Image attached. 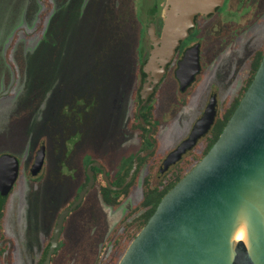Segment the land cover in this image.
Segmentation results:
<instances>
[{
    "label": "rangeland",
    "instance_id": "obj_1",
    "mask_svg": "<svg viewBox=\"0 0 264 264\" xmlns=\"http://www.w3.org/2000/svg\"><path fill=\"white\" fill-rule=\"evenodd\" d=\"M162 2L54 0L43 34L27 39L24 34L36 29L40 1L0 0V155H14L21 165L4 217L15 264H38L59 211L81 188L94 146L114 172L135 151V136L127 130L129 93L141 47L142 56L150 48L147 29L151 23L161 29ZM231 5V12L206 24L198 83L180 92L171 73L159 87L154 139L161 156L188 136L212 92L219 104L237 92L250 54L264 41V0H233ZM140 27L145 29L141 40ZM17 35L13 70L6 54ZM178 97H187L188 103H179ZM41 141L45 164L32 180L29 168ZM144 173L143 168L136 171ZM141 197L138 184L114 209L97 190H89L82 206L66 216L61 236L67 244L53 264H94L113 226ZM0 264H10L9 251Z\"/></svg>",
    "mask_w": 264,
    "mask_h": 264
},
{
    "label": "water",
    "instance_id": "obj_2",
    "mask_svg": "<svg viewBox=\"0 0 264 264\" xmlns=\"http://www.w3.org/2000/svg\"><path fill=\"white\" fill-rule=\"evenodd\" d=\"M225 0H163L160 31L155 23L147 29L150 48L141 64L143 77L138 89V117L151 130V150L141 151L118 187L133 182L142 158L157 147L153 137L155 125L142 115L166 77L168 67L183 41L196 27L198 16L208 17L223 6ZM201 71L200 44L185 49L178 61L176 78L185 92ZM218 102L212 96L188 136L163 159L159 175L178 163L216 121ZM46 147L40 142L30 168L39 175L45 164ZM99 167L100 162L88 166ZM20 172L18 159L11 154L0 156V200L12 191ZM85 187L79 198L59 216L53 243L44 264H51L64 219L85 198L94 184ZM245 226L247 239H235ZM118 264H264V53L259 67L208 152L160 200L147 223L130 242Z\"/></svg>",
    "mask_w": 264,
    "mask_h": 264
},
{
    "label": "trees",
    "instance_id": "obj_3",
    "mask_svg": "<svg viewBox=\"0 0 264 264\" xmlns=\"http://www.w3.org/2000/svg\"><path fill=\"white\" fill-rule=\"evenodd\" d=\"M42 6V9L39 13L36 29L32 33L24 34L27 39H31L33 37H40L43 34L45 29L46 21L51 15L54 9V0H39ZM153 12L156 11V7H153ZM201 17V15L199 16ZM162 20L160 18V26ZM145 33V29L140 27V40L142 39ZM19 36L17 35L13 40L11 47L7 51L6 54V62L11 66L13 70H15V64L11 59V51L14 45L16 44ZM141 42V41H140ZM187 42H185L186 44ZM264 53V44L256 49L249 56V64L247 75L244 80V84L241 86L238 93L233 96L223 100L221 103V109L217 116L214 126L210 130V132L205 135L203 139H201L198 144L178 163L171 166L170 169L165 172L161 177L155 181V175L158 171V168L162 162L164 156H161L157 153V150L152 152L150 155L144 157L142 163L139 168H143L145 170L144 174H136L133 182L127 185L122 190L113 189L114 187H118L121 180L124 179V176L127 173V170L132 167L134 160L136 159L139 152L150 149L153 147V143H151L149 138V132L151 130L149 125H145L141 119L138 117V108H139V96L138 89L141 83V79L143 77V73L141 72V64L146 58L147 54L142 56V47H141V55L137 62L135 78L130 89L129 100H130V110L129 117L127 121V130L135 136L137 147L133 152L131 158L127 160L125 165L121 168L122 170L114 172L104 160H100V162L106 166V174L104 175L103 170L99 167H92L90 171L94 177L95 183L89 190H97L103 202L117 209L120 207L132 194L134 188L140 184L142 188V197L141 199L132 206L123 217L113 226L109 234L107 235L105 241L102 244V249H108L110 251V257L107 260L106 264H118L125 250L127 249L130 242L134 239L137 233L142 229V227L147 223L150 216L154 213L157 208L160 200L164 196V194L172 188L192 167L195 163H197L211 148V146L218 139L220 133L222 132L224 126L227 121L231 117L235 108L239 104L242 96L244 95L247 87L250 85L258 67L261 62L262 56ZM196 82L195 84H197ZM193 84V87L195 86ZM159 90L155 93V95L150 100L148 106L142 110V115L144 120L147 123H153L156 126V130L153 133V137L157 132V122L159 120ZM188 98H184L182 104H187ZM91 160L87 162V164ZM87 165L84 168L83 181L81 183V188L79 192L59 211L56 221L53 225L52 231L48 237V239L44 242L43 255L40 257L38 264H44L45 256L53 243V236L55 235L56 227L59 221V216L65 211V209L71 206L76 199L79 198L82 191L85 189L87 185L90 184L91 178L86 171ZM45 172H43L40 176H44ZM39 176V177H40ZM38 178V177H37ZM36 178V179H37ZM35 179V180H36ZM88 190V191H89ZM11 194V193H10ZM9 194V195H10ZM8 195V197H9ZM0 200V241L4 242L3 245L0 246V257L2 258L4 254L9 251V260L10 264H15L14 258V247H10L6 242L8 239L7 232L5 230V205L8 199ZM82 200L81 203L77 205V207L72 211L79 209L84 203ZM67 217L64 219L63 226L58 235V241L56 242V247L51 255V264L54 263L55 259L58 258L59 254L66 247V240L61 236L64 231V223Z\"/></svg>",
    "mask_w": 264,
    "mask_h": 264
},
{
    "label": "flooded vegetation",
    "instance_id": "obj_4",
    "mask_svg": "<svg viewBox=\"0 0 264 264\" xmlns=\"http://www.w3.org/2000/svg\"><path fill=\"white\" fill-rule=\"evenodd\" d=\"M232 1L233 0H225L224 1V4H223V6L222 7H220L214 14H211L210 16H208V17H203V16H201V17H199L198 16V18H197V20H196V27L192 30V32H191V34H190V36L185 40V41H183V43H182V46L180 47V49L178 50V52H177V54H176V57L174 58V60H173V62L169 65V67H168V71H167V74H166V77L164 78V80H163V82H165V80L167 79V77L171 74V73H173L174 74V76H175V78H176V74H175V72H176V69H177V67H178V61L182 58V56H183V53H184V51H185V49L186 48H188V47H190V46H193V45H195V44H200V61H201V50H202V47H203V43H202V40H203V32H204V30H205V28L207 27L206 26V24L207 23H209V21H210V19L212 18V17H214V16H219L220 14L222 15L223 13L225 14V13H228V12H231L232 11V5H231V3H232ZM161 27V26H160ZM210 27H212V25L210 26ZM248 31H249V29H248ZM238 38V37H237ZM185 42H187L186 44H185ZM264 44V41H263V43L258 47V48H260L262 45ZM258 48H256V49H258ZM255 49V50H256ZM254 50V51H255ZM253 51V52H254ZM252 52V53H253ZM251 53V54H252ZM250 54V55H251ZM247 70H248V67H247ZM237 72L236 73H239V70H238V68H237V70H236ZM201 73H202V65H201V71H200V73L196 76V80H195V82L193 83V84H195L196 82H197V80H198V78H199V76L201 75ZM246 75H247V73H246ZM246 77V76H245ZM235 79V76H232V80H234ZM176 80H177V78H176ZM244 80H245V78H243L242 79V81H241V83H240V86H239V88H238V90H237V92L234 94V95H232L231 97H233V96H235L237 93H238V91L240 90V88H241V86L244 84ZM162 82V83H163ZM177 82H178V80H177ZM161 83V84H162ZM178 84H179V82H178ZM193 84L190 86V87H192L193 86ZM160 87V86H159ZM179 87V86H178ZM189 87V88H190ZM188 88V89H189ZM159 89V88H158ZM188 89L185 91V92H187L188 91ZM158 91V90H157ZM180 91V90H179ZM181 92V91H180ZM212 96H215V98H216V100H217V102H218V97H217V93L214 91V92H212L211 94H210V96H209V99H208V101H207V104H208V102L210 101V99H211V97ZM227 98H229V97H227ZM178 101H179V103H182L183 102V100H181V99H179V97H178ZM206 104V105H207ZM95 107H98V105H96ZM206 107V106H205ZM93 109H94V106H93ZM220 109H221V104H219V102H218V106H217V112H218V114H219V112H220ZM218 114H217V116H218ZM216 119H217V117H216ZM150 124H153V123H150ZM215 124V123H214ZM154 125V124H153ZM214 126V125H213ZM212 126V127H213ZM156 127V126H155ZM212 129V128H211ZM156 130V129H155ZM155 132V131H154ZM210 132V131H209ZM205 137V136H204ZM204 137H202L201 139H203ZM200 139V140H201ZM199 140V141H200ZM153 147H151L150 149H145V150H151ZM156 150V149H155ZM154 150V151H155ZM144 151V150H143ZM154 151H152V152H154ZM191 151V150H190ZM190 151H188L186 154H184V156H183V158L190 152ZM151 152V153H152ZM140 153V152H139ZM138 153V154H139ZM150 153V154H151ZM100 154H101V152H100V147H99V145L97 144L96 146H94V148H93V151H92V156L93 157H91L90 158V162L87 164V168H86V171H87V173L89 174V173H91V171H90V168H92V167H96V166H91L89 169H88V166L89 165H91L92 163H95V162H100V160H101V158H99L100 157ZM149 154V155H150ZM35 155H36V153H35ZM1 156V155H0ZM88 156H90L89 154H88ZM131 156L132 155H130V156H128V158H127V155H125V157L127 158V160H129L130 158H131ZM148 156V155H147ZM146 157V156H145ZM165 158V157H164ZM163 158V159H164ZM182 158V159H183ZM144 159V157L142 158V160ZM163 159H162V161H163ZM181 159V160H182ZM104 160H105V158H104ZM180 160V161H181ZM101 163V162H100ZM106 163V162H105ZM141 163H142V161H141ZM140 163V164H141ZM140 166V165H139ZM31 168V167H30ZM30 168H29V178H31L32 180L33 179H35V178H32V175H31V173H30ZM20 173H21V165H20V172H19V175H20ZM92 174V173H91ZM83 175H84V173H83ZM95 181V180H94ZM95 183V182H94ZM94 185V184H93ZM14 188V187H13ZM13 190V189H12ZM12 192V191H11ZM10 192V193H11ZM88 192V191H87ZM87 194V193H86ZM86 196V195H85ZM85 199V198H84ZM104 242V241H103ZM103 242H102V244H103ZM102 244L100 245V248H99V251H98V253H97V256H96V260H95V262H94V264H106V262H107V260L109 259V257H110V251L108 250V249H102ZM12 247H14V245L12 246ZM65 250V248L62 250V252ZM62 252L59 254V256H58V258L60 257V255L62 254ZM14 258H15V256H14ZM58 258H56V259H58ZM55 259V260H56ZM10 261V260H9Z\"/></svg>",
    "mask_w": 264,
    "mask_h": 264
},
{
    "label": "bare ground",
    "instance_id": "obj_5",
    "mask_svg": "<svg viewBox=\"0 0 264 264\" xmlns=\"http://www.w3.org/2000/svg\"><path fill=\"white\" fill-rule=\"evenodd\" d=\"M235 239L237 240H240V239H243V240H246L247 239V236H246V230H245V226H241L235 233Z\"/></svg>",
    "mask_w": 264,
    "mask_h": 264
}]
</instances>
